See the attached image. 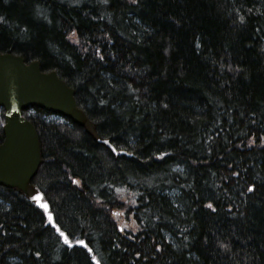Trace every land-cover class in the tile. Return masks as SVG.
<instances>
[{
  "label": "trees",
  "instance_id": "trees-1",
  "mask_svg": "<svg viewBox=\"0 0 264 264\" xmlns=\"http://www.w3.org/2000/svg\"><path fill=\"white\" fill-rule=\"evenodd\" d=\"M0 54L54 72L128 155L23 110L70 246L0 187V264H264V0H0Z\"/></svg>",
  "mask_w": 264,
  "mask_h": 264
},
{
  "label": "water",
  "instance_id": "water-1",
  "mask_svg": "<svg viewBox=\"0 0 264 264\" xmlns=\"http://www.w3.org/2000/svg\"><path fill=\"white\" fill-rule=\"evenodd\" d=\"M0 108L4 110L0 187L14 189L32 202L61 242L70 246L65 243L53 219H49V206L31 183L41 164V157L37 133L33 125L23 118V110L39 108L66 118L81 127L96 143L105 146L115 157L128 155L115 150L108 140L98 137L90 121L77 107L73 90L59 80L54 72L41 73L37 62L26 65L20 57L0 54Z\"/></svg>",
  "mask_w": 264,
  "mask_h": 264
},
{
  "label": "snow or ice",
  "instance_id": "snow-or-ice-1",
  "mask_svg": "<svg viewBox=\"0 0 264 264\" xmlns=\"http://www.w3.org/2000/svg\"><path fill=\"white\" fill-rule=\"evenodd\" d=\"M241 19H243V18H241ZM106 143H107V142H106ZM75 182L78 183V181H75ZM249 191H252V189L249 188ZM44 207H45V210H47V205H45ZM209 207H211V205H209ZM49 219H50V220L52 219L51 214H49ZM57 230L59 231V229H57ZM60 235L64 237V239H65V243H69L68 237L65 235L64 232H60ZM79 243H80L81 245H83L85 248H87V245L84 244L83 241H80ZM89 251H90V249H89Z\"/></svg>",
  "mask_w": 264,
  "mask_h": 264
},
{
  "label": "rangeland",
  "instance_id": "rangeland-1",
  "mask_svg": "<svg viewBox=\"0 0 264 264\" xmlns=\"http://www.w3.org/2000/svg\"><path fill=\"white\" fill-rule=\"evenodd\" d=\"M90 254V257L92 258V261L95 263V259H93V255L91 253Z\"/></svg>",
  "mask_w": 264,
  "mask_h": 264
},
{
  "label": "bare ground",
  "instance_id": "bare-ground-1",
  "mask_svg": "<svg viewBox=\"0 0 264 264\" xmlns=\"http://www.w3.org/2000/svg\"><path fill=\"white\" fill-rule=\"evenodd\" d=\"M55 115V114H54ZM87 252H89V251H87ZM94 264H97V262H96V260H95V263Z\"/></svg>",
  "mask_w": 264,
  "mask_h": 264
}]
</instances>
